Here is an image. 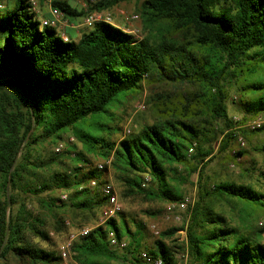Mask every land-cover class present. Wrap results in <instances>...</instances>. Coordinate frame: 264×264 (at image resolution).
<instances>
[{"label":"trees","instance_id":"16d2710c","mask_svg":"<svg viewBox=\"0 0 264 264\" xmlns=\"http://www.w3.org/2000/svg\"><path fill=\"white\" fill-rule=\"evenodd\" d=\"M137 1L140 38L99 22L84 26L78 40L63 41L54 27L40 26L25 0L0 11V264H62L50 232L78 230L105 204L98 188L87 187L94 177L103 182L93 157L110 158L105 171L121 209L73 240V264H143L141 251L177 263L179 229L161 230L148 245L145 223L124 205L179 200L193 173L198 193L186 227L190 264H264L262 229L231 224L215 208L264 210V184L260 190L252 181L202 182L218 155L242 167L236 160L246 150L238 136L245 146V138L264 134V123L243 126L264 117V0ZM52 4L66 16L84 15L64 0ZM143 88L150 122L112 139L111 108ZM229 103L241 114L236 123ZM68 129L81 147L72 143L68 160L55 152L42 157L37 145ZM67 214L76 224L65 223ZM110 232L126 241L124 248L109 244Z\"/></svg>","mask_w":264,"mask_h":264},{"label":"rangeland","instance_id":"374dc122","mask_svg":"<svg viewBox=\"0 0 264 264\" xmlns=\"http://www.w3.org/2000/svg\"><path fill=\"white\" fill-rule=\"evenodd\" d=\"M137 6L138 1L137 0H118L116 4H113L112 6L108 7L109 10L113 12V16L115 20L118 21H124L123 16L120 14H117L115 12V9H122L126 14H134L137 13ZM92 8V7H90ZM2 13H5V10H0ZM85 15L84 10H80ZM84 15L82 17H84ZM131 26L138 29L139 37L142 36L141 33V23L140 20L134 21L131 23ZM86 30V29H85ZM131 95H127L122 98L120 102L117 103L114 107L111 108V112L114 115V119L112 121H109V124L114 127L113 131H116L117 133L111 134L110 137L112 139H118L122 138L125 133L126 129H132L134 127H137L139 125H142L143 123L150 122L151 114L150 110L148 109V106L146 104L148 91L146 88H143L142 91L138 92V89L135 90V93H130ZM233 99H237V97L233 94ZM146 105L144 108H139L140 105ZM235 108H238V106H234L231 103L228 104V111L229 113L235 117V116H241ZM88 128V127H87ZM73 137V141L70 140V138ZM54 138V137H53ZM63 142L64 143V149L59 154L63 159L68 160V155H64L67 151V149L71 148L72 143L75 144L78 148L81 147V144L76 141L74 138L73 131L71 129H68L61 133V138L56 139H45L42 141V144L37 145L38 151L40 152L42 157H46L47 155H54V147L57 145V143ZM237 145H233L232 148H235ZM263 148L262 151L259 149ZM242 150H246V153L239 157L236 161L237 163L242 167H237V164L234 163H228L222 155H218L215 158H213L206 166L203 172L202 176V182L207 186L214 181L219 180H232L236 182H242V181H252L256 184V188L263 190L262 187L259 185L264 184V176L261 174L264 172V134L262 135H253L249 136L248 138H245V146L241 148ZM94 158V164L96 165L98 162H100V158L93 157ZM243 168L249 169V174L246 175L243 171ZM98 176L100 178L106 177L110 179L112 182V177L109 170H106L105 172H98ZM256 179H259V181H256ZM197 180L198 175L197 173H193L189 179V182H186L185 184L181 185L183 196L185 195H191L194 198V204L197 200ZM114 183V182H113ZM60 193H56L57 196H59ZM65 194V193H63ZM167 201H160V200H153V201H142V200H135V201H129L126 203L127 211H130L133 214H136V219L142 220L145 223L146 226V234L144 237V243L151 245L155 239L159 237L158 232L161 230H164L168 227H176L179 230L174 235V239L176 241V244L180 245L181 248L177 249L176 252V260L177 262H180L181 264H190L188 257H187V238H186V227L189 222L190 214L192 211L191 209L180 212V219L175 220L171 215H166L165 213V206ZM208 204H210L208 202ZM211 207H213V201L210 204ZM216 210L223 211L227 218L229 219V222L231 224H235L240 226L243 229H262V241L264 242V210L262 206H258L256 210L247 212H242L239 210V206H233L229 203L223 204L222 207H219L216 205ZM223 208V209H222ZM148 209L149 213H145L144 210ZM87 220V221H86ZM84 221H80L79 223L82 224L81 227L86 226H95L97 223L101 220V210L97 211L95 217L89 216ZM66 221L69 222V226L76 224V221H74L69 214H67L65 218ZM70 230L74 231L73 227H70ZM68 232V231H67ZM50 235L55 242V248L58 251V246L65 241L68 234L66 235V232L59 233L58 235L50 232ZM168 242H170V239H167ZM44 245V243H41ZM62 264H73L72 259L69 258L65 262L62 261ZM136 264V263H135Z\"/></svg>","mask_w":264,"mask_h":264},{"label":"built area","instance_id":"2783aa9c","mask_svg":"<svg viewBox=\"0 0 264 264\" xmlns=\"http://www.w3.org/2000/svg\"><path fill=\"white\" fill-rule=\"evenodd\" d=\"M29 10L38 18L39 13H40V6H39V0H26ZM46 3H48L50 7V17H40L38 18L40 26H51L57 29L59 37L63 41H67L68 37L65 34L64 27L67 23L66 21V15L62 10L59 8H56L53 6V1L54 0H44ZM77 3H80L81 9L85 11V15L83 17V25L86 27H91L96 23L99 22H104L108 23L110 25H113L117 28H120L124 32L132 34L135 38H140L138 34V29L134 28L131 26V23L134 21L139 20V16L137 13L134 14H126L122 9H115V12L117 14H120L123 16L124 21L122 23H117L114 19L113 12L111 10L107 9H102V10H92L89 11L90 7L101 3L103 1H109V0H75ZM3 3L0 2V9L3 8ZM145 105L142 104L139 106V108H144ZM233 121L236 123L239 121V117L235 116L233 117ZM264 123V117L258 116L252 120L247 121L246 123L243 124L244 127L249 128L250 130H254L258 127H260ZM129 129L125 130V133H128ZM71 141H73V137L70 138ZM237 143L240 147L244 146V139H242L241 136L237 137ZM64 149V143L59 142L57 145L54 147V152L55 153H61ZM193 151V146L189 148V153ZM110 165V158L100 161L96 164L97 170L99 172L105 171V167L108 169ZM150 180V177H145L144 179V184L148 183ZM87 187L91 190H94L98 188L100 191L101 195L105 197V204L101 208V220L99 223L96 225L102 224L105 221H107L110 218L115 217V215L120 211L121 205L118 200L117 196V191L115 184L108 178L103 177V182L99 183L97 178H91L88 181ZM66 194H61L60 199L65 200ZM194 204V198L191 195H185L179 200L175 201H168L165 206V213L166 215H171L175 220L180 219V212L189 210L192 208ZM66 224H69L68 221H66ZM92 226H86V227H81L78 230L70 231L68 233L67 238L65 241H63L59 246H58V252L60 255V258L62 261H66L69 259L70 254H71V246L73 240L77 236H83L87 234L91 230ZM108 241L109 244L112 247H118V248H124L126 245L125 240H119L116 238L115 234L113 232H110L108 234ZM138 259L143 263V264H164V261L159 258V257H154L152 255H149L146 251H141L138 254ZM175 264H181L180 262H177ZM200 264V263H198Z\"/></svg>","mask_w":264,"mask_h":264},{"label":"crops","instance_id":"0c3cea01","mask_svg":"<svg viewBox=\"0 0 264 264\" xmlns=\"http://www.w3.org/2000/svg\"><path fill=\"white\" fill-rule=\"evenodd\" d=\"M26 1V0H25ZM66 1L71 8L75 9L76 11H80L81 5L80 3H77L75 0H64ZM0 2L3 3V8L0 10H11L14 9L20 2V0H0ZM39 6H40V13L38 18L40 17H50V7L48 3H46L44 0H39ZM66 25L64 27L65 34L68 38H71L73 40H78L82 31L84 30L83 25V17L82 16H66ZM57 30V29H56Z\"/></svg>","mask_w":264,"mask_h":264}]
</instances>
